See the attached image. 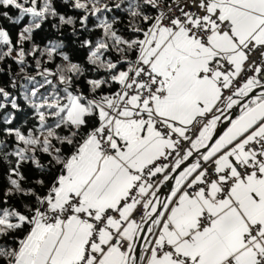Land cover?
Listing matches in <instances>:
<instances>
[{
  "label": "snow or ice",
  "instance_id": "6c2138e0",
  "mask_svg": "<svg viewBox=\"0 0 264 264\" xmlns=\"http://www.w3.org/2000/svg\"><path fill=\"white\" fill-rule=\"evenodd\" d=\"M0 264H264V0H0Z\"/></svg>",
  "mask_w": 264,
  "mask_h": 264
}]
</instances>
